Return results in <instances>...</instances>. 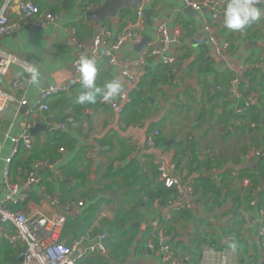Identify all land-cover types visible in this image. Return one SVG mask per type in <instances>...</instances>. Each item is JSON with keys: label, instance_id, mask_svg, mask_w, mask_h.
<instances>
[{"label": "crops", "instance_id": "1", "mask_svg": "<svg viewBox=\"0 0 264 264\" xmlns=\"http://www.w3.org/2000/svg\"><path fill=\"white\" fill-rule=\"evenodd\" d=\"M33 1L41 11L57 13L59 19L43 28L24 24L20 31L0 38L1 49L36 65L41 72L38 87L17 66H11L0 79V88L15 96L0 128V184L11 150L9 138L20 133L30 112L19 102L32 104L42 90L67 86L74 78L75 47L69 30L73 28L77 39L92 47L96 30L117 35L137 22V7L119 9L100 24L86 20L85 14L100 8L105 0ZM226 3L222 0L219 9ZM140 6L143 25L137 30L140 43L147 45L142 50L139 44L125 46L117 58L123 62L137 59L149 45L156 44L158 28L163 27L175 64L168 67L148 58L134 74L133 83L124 87L127 101L121 113L100 104V99L95 105L77 104L83 91L78 83L49 99L48 113L29 114L34 126L46 129L31 135V150H20L9 164V182L24 190L27 198L8 208L20 209L27 216L52 218L61 209L45 196L59 197L62 205L82 201L83 208L66 215L59 241L70 245L77 238L103 233L107 250L103 256L78 264H161L159 255L145 248L149 224L156 214L175 257L183 264H200L203 250L209 246L225 255L230 264H264L257 237L258 227L264 224V205L260 208L258 204L264 182L254 164L264 157V85L250 84L248 74L264 75L263 17L238 32L224 28L223 16L212 22L220 43L227 45L225 59L220 60L203 36L204 23L210 18L206 10L184 8L182 0H141ZM258 6L263 11L262 4ZM10 16L17 19L12 13ZM96 61V83L103 87L117 76V69L109 67L102 55ZM16 78L23 80L24 88L12 91L11 81ZM245 102L249 105L243 108ZM67 121L71 122L65 130L49 131L51 124ZM155 130L160 136L153 147L146 148L145 138ZM134 138L140 143L138 152L133 150ZM250 151H259L260 157L246 161L244 155ZM45 161L56 163L54 171L59 175L35 168ZM157 162L174 165L182 184L193 188L195 200L184 214L175 206L148 201L135 185L132 173L145 179L156 174L158 180ZM31 171L40 177V183L25 189ZM124 172L129 175L124 177ZM201 177L209 184L199 182ZM137 181L142 185L140 178ZM244 181L247 187H243ZM252 200L254 206L249 205ZM155 202L162 205L157 210ZM10 229L0 236V264H19L23 253L19 243L7 241L6 236L13 232Z\"/></svg>", "mask_w": 264, "mask_h": 264}, {"label": "built area", "instance_id": "2", "mask_svg": "<svg viewBox=\"0 0 264 264\" xmlns=\"http://www.w3.org/2000/svg\"><path fill=\"white\" fill-rule=\"evenodd\" d=\"M182 1L184 8H188L195 12L204 9L210 14V18L204 23L203 36L205 37V41L215 49L218 58L224 60L227 45L220 43V39L212 26V22L217 21L219 17L223 16L224 9H219L222 0ZM262 6L264 7V4H262ZM136 12L137 22L135 27H126L117 35L104 29L96 30L93 35L92 47L80 42L77 39L76 31L71 28L69 30V36L75 47V62L73 65L75 75L71 83L61 87L50 86L42 90L37 100L32 104H28L25 100L19 102L21 106L29 107L30 112H27V117L20 126V133L9 138L11 150L9 156L5 159L3 183L0 184V236L7 232L8 228H11L10 230L13 232L6 236L7 241L10 244L19 243L22 248H24L21 254L22 261L19 264H78L86 262L92 257L103 256L106 253L107 248L105 242L107 237L103 233L77 238L73 240L70 245H66L59 241V236L66 224V215L71 213L74 209L83 208L84 203L82 201H74L62 205L59 197L54 195L45 196L50 200L53 206H58L61 209V214L52 218L38 215L27 216L20 209H9V205L24 203L27 198V194L24 190H20L19 187L9 182V164L14 157L19 154L20 150L23 149V151L29 152L32 148L30 130L34 127V123L31 121L29 114H35L39 111L48 113L50 108L47 105V101L49 99L68 92L73 86L80 83V75L77 71V66L82 56L97 59L102 55L107 60V65L109 67H115L117 69V76L113 79L121 80L124 87L133 83L134 74L143 69L148 58L159 60L163 65L168 67L175 64V58L169 52L170 40L163 27L158 28V40L156 44L149 45L137 59L123 62L117 58V54L125 46H136L141 42V36L138 33L137 27L143 25V8L140 5L137 6ZM11 13L15 15L17 19H12L10 16ZM58 19L59 15L57 13L41 11L33 0H0V38L10 36L20 31L23 29L24 24L32 28H43L47 25L56 23ZM23 21H25V23ZM262 22L264 26V17ZM175 33L176 35L178 34V32ZM202 41L203 37L199 42ZM27 65H29L27 60L16 57L0 48V79L8 73L11 66H17L25 70ZM10 88L12 91L23 89V80L16 78L11 81ZM126 101V95L123 93L118 96L116 100L105 102L100 99L99 103L108 105L116 113H121ZM14 102L15 96L0 88V128L3 116ZM248 105L249 104L245 102L243 108H246ZM70 122L71 121H67V123L51 124L49 126V131L56 132L65 130L67 124ZM159 136L160 132L157 130L146 136L144 141L146 148L153 147ZM132 144L133 150L138 152L140 150L139 141L134 138L132 139ZM59 151L62 153L63 149ZM259 157V151H250L244 155L246 161ZM55 164L56 163H50L48 161L39 162L35 165V168L50 170L59 175L58 172L54 171ZM155 169L158 174L159 182L165 188L173 190L174 192L173 200L165 203V206H175L178 213L189 210L192 201L195 200V193L192 187H187L185 184H182L174 165H164L157 162L155 163ZM39 183L40 177L34 171H31L28 174L24 187L27 189L30 185ZM247 185L248 182L244 181L243 187H247ZM4 191L6 194L3 197L2 193ZM244 191L246 190H242V192ZM254 204L255 201L253 200L249 203L250 206H254ZM159 206L162 205L155 202L154 209L157 210ZM260 215H263V213L260 212ZM156 217L157 218L152 220L149 224L145 242L146 250L150 253L158 254L161 259V264H183L181 260L175 257V253L169 245V237L161 227L157 214ZM257 237L261 249V256L264 261L263 223L257 229ZM200 264H230V262L225 255L217 253L212 246H209L204 248Z\"/></svg>", "mask_w": 264, "mask_h": 264}, {"label": "clouds", "instance_id": "3", "mask_svg": "<svg viewBox=\"0 0 264 264\" xmlns=\"http://www.w3.org/2000/svg\"><path fill=\"white\" fill-rule=\"evenodd\" d=\"M264 0H227L223 10V26L229 31H241L247 26L256 23L264 17V11L258 5ZM25 71L33 86H39L41 72L34 65H27ZM77 71L83 91L76 98L79 105H95L98 99L105 102L112 101L124 93V84L119 79L106 82L103 87L97 85V61L95 58L82 56L78 61ZM233 249L235 245H232Z\"/></svg>", "mask_w": 264, "mask_h": 264}, {"label": "trees", "instance_id": "4", "mask_svg": "<svg viewBox=\"0 0 264 264\" xmlns=\"http://www.w3.org/2000/svg\"><path fill=\"white\" fill-rule=\"evenodd\" d=\"M254 72H256V71H254ZM254 72L248 73L250 84L257 83V86H263L264 85V75H257V73L255 74ZM257 172H258V174L261 175V176H259V175L258 176L264 182V178H263L264 177V175H263L264 174V157H262L260 159V161L258 162ZM128 175L129 174H127V172L123 173L124 177L125 176L127 177ZM132 175H134V181H136V182H134L135 185L138 184L139 191L143 192L144 195H147L148 201L156 200L160 204H164L167 202H171L173 200V198H174L173 190L165 188L160 182H158L156 174H153V177L151 179H145V177L143 175L138 174V173H135V174L132 173ZM139 178L142 180V185H140V183L137 181ZM132 179H133V177H132ZM198 181L202 182L203 184H209V182L207 181V179L205 177H201ZM206 188H208V187H206ZM133 196H135V195L133 194ZM248 198H249V196L246 195L245 200ZM261 203H263V205H264V192L262 193L261 199L258 203L260 208H262L260 205ZM262 209H264V208H262ZM181 214H184V212Z\"/></svg>", "mask_w": 264, "mask_h": 264}, {"label": "water", "instance_id": "5", "mask_svg": "<svg viewBox=\"0 0 264 264\" xmlns=\"http://www.w3.org/2000/svg\"><path fill=\"white\" fill-rule=\"evenodd\" d=\"M141 3V0H105L104 4L92 11L85 14L86 20H93L96 23L100 24L103 22V20L106 17L113 16L115 12L122 8H135L139 6ZM146 42L140 43L138 46L139 50H142L146 46ZM11 106L7 110L6 114L10 111ZM21 113V111H19ZM46 129L44 126L36 125L33 128H31L30 133L31 135H34L36 132H39L40 130ZM254 164H258V160L254 162ZM24 251V248H22V252ZM19 261H22V257H20Z\"/></svg>", "mask_w": 264, "mask_h": 264}, {"label": "rangeland", "instance_id": "6", "mask_svg": "<svg viewBox=\"0 0 264 264\" xmlns=\"http://www.w3.org/2000/svg\"><path fill=\"white\" fill-rule=\"evenodd\" d=\"M247 211H244L243 214H245Z\"/></svg>", "mask_w": 264, "mask_h": 264}]
</instances>
